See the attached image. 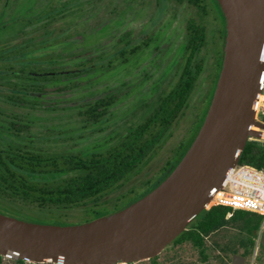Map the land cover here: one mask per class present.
<instances>
[{"label": "rangeland", "instance_id": "rangeland-1", "mask_svg": "<svg viewBox=\"0 0 264 264\" xmlns=\"http://www.w3.org/2000/svg\"><path fill=\"white\" fill-rule=\"evenodd\" d=\"M203 1L205 10L187 0H0V62L14 67L10 73L0 67V147L83 156L104 151L170 91L185 58L187 21H199L206 28L198 55L203 65L183 111L135 170L105 191L97 205L109 211L115 202L146 194V183L173 169L195 137L222 63L223 11L211 0ZM20 65L26 69L23 74L17 72ZM108 97L113 99L103 110L85 111ZM8 204L69 222L94 206ZM253 223L240 217L211 232L205 237V257L190 241L170 242L154 259L129 264H235L233 255L244 257L241 264H264V218L250 233ZM1 264L60 263L4 256Z\"/></svg>", "mask_w": 264, "mask_h": 264}, {"label": "water", "instance_id": "water-1", "mask_svg": "<svg viewBox=\"0 0 264 264\" xmlns=\"http://www.w3.org/2000/svg\"><path fill=\"white\" fill-rule=\"evenodd\" d=\"M225 16L221 68L203 121L171 172L125 207L89 221L40 223L0 212V255L114 264L158 254L210 201L258 125L264 86V0H216ZM244 257L233 255L241 264Z\"/></svg>", "mask_w": 264, "mask_h": 264}, {"label": "trees", "instance_id": "trees-1", "mask_svg": "<svg viewBox=\"0 0 264 264\" xmlns=\"http://www.w3.org/2000/svg\"><path fill=\"white\" fill-rule=\"evenodd\" d=\"M187 1L195 4L201 10H205V5H202L203 0ZM211 1L219 6L216 0ZM221 16L225 27V16L223 13ZM186 29L184 62L170 91L159 99L152 112L143 121L124 132L116 143L104 151L83 156L74 153L44 154L18 146L0 147V212L34 222L71 224L92 220L103 215V212L117 211L139 198L141 195L118 203L115 202L111 208H107L109 211L98 206L104 192L118 185L126 175L133 172L148 151L172 126L194 90L203 65V60L198 55L205 44L206 28L202 22L190 19L187 21ZM138 47L136 45L132 51ZM1 66L5 68V73L14 71L11 64H7L6 67V64L0 62ZM220 68L221 62H219V70ZM219 70L213 79L210 98L215 88ZM17 72L23 74L26 69L20 65ZM17 72H15L16 75ZM75 73L73 71L62 75ZM49 74L50 77L56 75V73H48V76ZM262 93L264 94V86ZM112 99L113 97L99 98L85 111L95 113L103 110ZM190 143L191 141L186 145L181 156L176 158V163ZM238 163H248L264 170V141L246 140ZM171 170L172 167H169L157 180L148 181L145 192L150 191L160 183ZM8 202L34 205L41 208H62L88 203H93L94 206L84 213L78 221L69 222L54 215L26 213L20 208L8 204ZM245 216L254 221L253 225L248 227L250 233L257 230L264 218L261 213L208 203L170 242L190 241L198 249V252L205 257V237L214 230ZM154 257L149 259H154ZM3 258L4 256L0 255V264ZM16 261H23V259H16Z\"/></svg>", "mask_w": 264, "mask_h": 264}, {"label": "built area", "instance_id": "built-area-1", "mask_svg": "<svg viewBox=\"0 0 264 264\" xmlns=\"http://www.w3.org/2000/svg\"><path fill=\"white\" fill-rule=\"evenodd\" d=\"M258 125H252L253 134L247 140L264 141V94L254 105ZM209 203H216L232 209H244L264 215V170L248 164L236 163L226 172L220 186L215 190ZM119 261L114 264H129Z\"/></svg>", "mask_w": 264, "mask_h": 264}]
</instances>
